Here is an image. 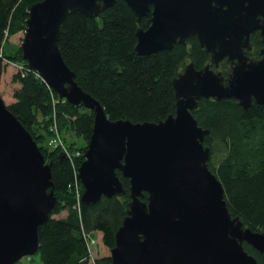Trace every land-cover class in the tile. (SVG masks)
I'll return each mask as SVG.
<instances>
[{
  "label": "water",
  "instance_id": "obj_1",
  "mask_svg": "<svg viewBox=\"0 0 264 264\" xmlns=\"http://www.w3.org/2000/svg\"><path fill=\"white\" fill-rule=\"evenodd\" d=\"M138 21L137 52L150 55L196 36L211 62L194 63L174 79L175 115L160 122L111 120L101 103L76 82L59 48L70 13L98 16L117 0H42L32 5L23 57L61 98L94 112L93 134L78 168L81 202L126 193L117 171L130 179L127 217L111 249L112 264H260L244 243L264 253V232L229 211L225 189L210 168L209 129L193 115L203 98L264 105V0H124ZM260 32L259 58L250 57ZM231 66L228 76L218 71ZM64 153L62 157H64ZM147 194V201L144 200ZM52 165L0 95V264H16L40 248L39 227L56 205Z\"/></svg>",
  "mask_w": 264,
  "mask_h": 264
},
{
  "label": "trees",
  "instance_id": "obj_2",
  "mask_svg": "<svg viewBox=\"0 0 264 264\" xmlns=\"http://www.w3.org/2000/svg\"><path fill=\"white\" fill-rule=\"evenodd\" d=\"M40 1L0 0V83L8 66L17 68L13 101L7 106L39 144L49 136L54 115L61 131L74 130L89 141L94 112L61 98L29 67L22 47L12 50L16 46L12 39L26 33L30 9ZM151 19L149 12L138 21L131 7L117 0L98 16L70 13L61 25L59 48L66 64L76 74L78 85L101 103L111 120L158 123L175 115L174 79L190 63L202 69L211 62L196 36L171 50L140 55L137 31L148 29ZM251 42L249 55L257 58L263 47L259 31L252 34ZM217 70L228 76L231 66L224 60ZM193 115L202 128L211 131L205 139L212 151L210 168L223 184L231 215L239 216L246 227L264 232V105L253 103L245 109L234 99L203 98ZM40 148L52 165L57 202L49 220L39 227L36 254L42 264H91V251L95 253L100 246L95 233L110 252L116 245L131 202L130 179L118 170L126 193L95 204L79 202L77 171L85 154L72 160L62 157L60 150ZM79 189L83 191L81 180ZM244 247L264 264V253L247 243ZM95 261L112 264L111 255Z\"/></svg>",
  "mask_w": 264,
  "mask_h": 264
},
{
  "label": "rangeland",
  "instance_id": "obj_3",
  "mask_svg": "<svg viewBox=\"0 0 264 264\" xmlns=\"http://www.w3.org/2000/svg\"><path fill=\"white\" fill-rule=\"evenodd\" d=\"M24 37H25V33H20L12 39L13 44L16 45L12 47V50L16 51L18 49V46L22 47ZM16 72H17V68L15 67V65H10L7 67L1 79L0 93L6 104H9L13 101V90L16 88V84H14L13 82V75ZM52 136L53 134L50 131L49 136L47 135L42 143L40 144L38 143L39 147L41 145L42 147H45L48 150H53V149L60 150V146L58 148L52 146V139H53ZM58 136L61 147L68 152V154H66L67 157L71 155L72 160H75V158L79 160V158L86 153L89 141L85 140V138L78 132L71 129L63 130V131L59 130ZM84 160H85V156L82 159V162ZM81 191L82 190L80 189V192ZM83 191H84V187H83ZM77 199L78 196L76 200ZM61 216L62 214L56 215V217H61ZM94 237L99 240L100 246L95 250V253H93L92 251L93 258L91 264H96L95 261L96 258H102L106 255H111L110 250L103 245L101 235L99 233H95ZM16 264H42V261L38 254H34L32 256H24Z\"/></svg>",
  "mask_w": 264,
  "mask_h": 264
},
{
  "label": "built area",
  "instance_id": "obj_4",
  "mask_svg": "<svg viewBox=\"0 0 264 264\" xmlns=\"http://www.w3.org/2000/svg\"><path fill=\"white\" fill-rule=\"evenodd\" d=\"M59 130H60V128H59L58 122H57L55 115H54V119L50 122V131L53 134L52 146H54L56 148H58L60 146V151L66 155V154H68V152L66 150H64V148L61 147V144L59 141V136H58ZM69 157L71 158V155H69ZM79 180L80 179L78 178V171H77V188H78L77 196H78V201L81 202L83 192H80ZM91 254H92V251H91ZM92 258H93V256H92Z\"/></svg>",
  "mask_w": 264,
  "mask_h": 264
},
{
  "label": "flooded vegetation",
  "instance_id": "obj_5",
  "mask_svg": "<svg viewBox=\"0 0 264 264\" xmlns=\"http://www.w3.org/2000/svg\"><path fill=\"white\" fill-rule=\"evenodd\" d=\"M259 57H260V55H259ZM259 57H257V58H259Z\"/></svg>",
  "mask_w": 264,
  "mask_h": 264
}]
</instances>
